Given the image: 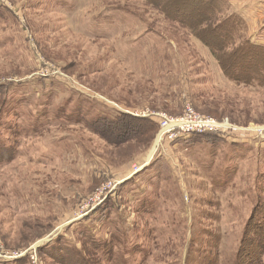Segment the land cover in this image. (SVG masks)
Masks as SVG:
<instances>
[{"label": "rangeland", "instance_id": "rangeland-1", "mask_svg": "<svg viewBox=\"0 0 264 264\" xmlns=\"http://www.w3.org/2000/svg\"><path fill=\"white\" fill-rule=\"evenodd\" d=\"M209 1L0 0V264H264L259 0Z\"/></svg>", "mask_w": 264, "mask_h": 264}, {"label": "trees", "instance_id": "trees-1", "mask_svg": "<svg viewBox=\"0 0 264 264\" xmlns=\"http://www.w3.org/2000/svg\"><path fill=\"white\" fill-rule=\"evenodd\" d=\"M209 2H212V4L217 5V8H223L224 7L223 6L224 0H210ZM233 13H236V12L233 11ZM238 15H239L238 13L237 14L228 15L227 16V19L225 21H223L222 24H220L222 26V30L220 31V33H223L226 36V38H228L229 34H232V33L233 34H236L237 31H238V29L241 27V24L242 23H241V20L238 17ZM242 48H245V49H247L249 51H252V52L259 53V56L258 57H256V56L252 57V61L255 64L261 65L262 58H260L261 57L260 56V53H264V49L263 48L258 47L256 45L252 44L250 41L244 42V45L242 46ZM259 74H261V75L264 76V68H261ZM244 77H255L257 80H253V81L264 82V78H262L261 76H259L254 71H250L249 74H248V76L244 75ZM125 116L126 115L123 114V117H125ZM96 122L98 123L99 121H96ZM210 134H212V133H210ZM2 149H4V148H2ZM1 153H2V151L0 152V154ZM95 243L96 242L93 241L94 246H96ZM98 243H100V242L98 241ZM70 252L71 251H69L68 256H66L65 258H66V261H68V264H73L72 257L70 255ZM77 256L80 257V259L79 260H75L74 261L75 262L74 264H88L87 259H86L85 255L82 252H81V254H77ZM238 263L241 264V262L239 260H238ZM250 264H260V262L259 261H255V262H251Z\"/></svg>", "mask_w": 264, "mask_h": 264}, {"label": "built area", "instance_id": "built-area-1", "mask_svg": "<svg viewBox=\"0 0 264 264\" xmlns=\"http://www.w3.org/2000/svg\"><path fill=\"white\" fill-rule=\"evenodd\" d=\"M155 119L159 122L161 130L164 132L163 136H168L169 140L175 141L185 135L190 134H209L218 133L222 131V124L210 120L201 119L196 124H189L185 121H176L177 119L170 118L163 114H153Z\"/></svg>", "mask_w": 264, "mask_h": 264}, {"label": "crops", "instance_id": "crops-1", "mask_svg": "<svg viewBox=\"0 0 264 264\" xmlns=\"http://www.w3.org/2000/svg\"><path fill=\"white\" fill-rule=\"evenodd\" d=\"M253 4H250L245 8V11L251 14L249 16V27L253 30V36L259 38V44L264 45V0L253 1ZM251 7V9H250ZM261 20V24L258 27L257 21Z\"/></svg>", "mask_w": 264, "mask_h": 264}]
</instances>
